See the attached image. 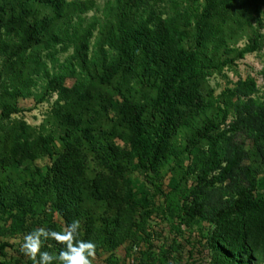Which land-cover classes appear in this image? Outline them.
<instances>
[{"label":"rangeland","instance_id":"obj_1","mask_svg":"<svg viewBox=\"0 0 264 264\" xmlns=\"http://www.w3.org/2000/svg\"><path fill=\"white\" fill-rule=\"evenodd\" d=\"M189 1L199 7L205 2L187 0L180 2L178 9L182 11ZM171 2L142 0L139 12L146 8L166 17L173 13ZM68 3H73L70 10L67 8L69 13L74 10L80 14L82 7H88L81 22L74 16V26H67L64 16L41 0H0V264H34L21 251L23 236L41 226L60 231L73 220H79L81 225L77 238L97 245L93 264H212L211 240L216 227L201 218L189 224L182 220L184 193L195 185L197 178L187 168L203 146L188 149L186 138L196 135V129L207 119H222L219 97L239 78L254 77L261 93L264 92V2L219 0L217 14L226 15L225 22L221 25L220 40L213 38L208 42V56L214 61L233 57L249 44L253 35L260 36V48L220 70L206 69L207 75L186 84L169 125L159 169L150 177L131 154V132L122 101L124 95L143 104L151 101L163 81V60L168 53L162 54L157 68L150 73L140 65L126 63L109 83L98 78L96 71L101 70L100 66L82 68L75 62V73L68 74L59 64L74 54L76 43L92 29L94 19L100 25L106 19L116 20L121 5L117 0ZM133 3L138 5L140 0ZM133 9L138 10V6ZM27 22L34 25L38 39H29L26 54L40 53L51 75L58 71L59 78L52 80L42 68L32 69L35 59L31 58L22 66L25 74L9 80L7 64L11 55L21 50L19 33ZM180 27L188 31L182 44L190 49L195 47L194 25L184 20ZM101 29L102 25L95 27L89 37L88 60L99 50L95 43ZM56 30H60L66 42L48 46ZM53 53L57 61L52 60ZM17 58L13 55V60L18 61ZM5 102L17 108L7 119L2 118ZM186 113L192 115L190 122L177 124ZM229 115L227 122L232 119ZM24 130L29 143L26 147L17 146L15 155L14 133ZM48 134L55 137L52 154L42 149L39 139ZM248 162L260 167L258 179H264L259 159L252 156ZM60 169H65L69 177L65 185L57 182ZM40 180L38 196L46 200L29 203L36 191L33 181ZM68 182L73 188L87 186L95 192L86 204L81 198L71 202V222L61 209L62 203L70 202L61 200V195L66 194L61 186ZM10 201L15 203L13 208L8 206ZM255 202V209L264 212L263 184L257 187ZM19 215L23 217L22 225H14ZM244 220L250 221L247 217ZM231 221L233 226L239 223L237 216L231 217ZM42 250L58 253L60 248L49 240ZM262 260L260 264H264V255Z\"/></svg>","mask_w":264,"mask_h":264},{"label":"trees","instance_id":"obj_2","mask_svg":"<svg viewBox=\"0 0 264 264\" xmlns=\"http://www.w3.org/2000/svg\"><path fill=\"white\" fill-rule=\"evenodd\" d=\"M41 1L58 10L60 16H64L67 26L73 25L74 16L81 22L82 13L88 8L82 7L80 14L75 13L74 10L69 13L67 8L69 9L73 3H68V0ZM117 1L121 3L119 17L116 20L106 19V22L101 24L102 29L99 30L100 35L95 43L99 50L94 52L91 60L87 57L89 37L93 34L95 27L101 26L96 19L91 24L92 29H88L82 41L76 43L74 54L65 63H60L59 68L61 70L66 68V73L74 74L75 62L82 68H88L89 65L95 68L100 66L101 70L97 68L96 71L98 78L109 83L126 63L140 65L150 73L157 68L162 54L168 53L163 60L166 63V68L162 72L163 81L156 95L151 97V101L143 104L125 95L122 101L124 118L131 132V154L137 159L139 168L150 177L159 169L161 153L167 143L169 125H172L171 120L177 110V102L183 97L186 84L194 83L199 77L207 75L209 71L206 69L220 70L235 63L236 59L256 52L260 48V36H251L249 44L238 51L237 55L214 61L208 56V42L213 38L220 40L221 25L225 22L226 16L217 14L219 0H205L202 7L198 4L194 6L189 1L188 6L182 11L178 9L179 4L187 0H171L170 8L173 13L166 17L154 10L148 11L146 8L139 12L143 5L142 0L138 5L133 3V0ZM259 1L264 2V0ZM228 2L230 3L231 0ZM133 4L138 6V10L133 9ZM76 5L74 2V7ZM184 20L188 25H194L196 30L194 33L196 46L191 49L182 44L188 34V31L181 30L180 27V23ZM22 26L19 34L20 42L23 44L20 51L13 53L18 57V61L13 60L11 55V60L7 64L9 80L20 78L19 75L23 76L26 69H22V66H26L31 58L35 59L32 69L38 71L42 68L46 76L52 80L59 78L58 71L51 75L47 61L42 60L40 53L26 54L29 39L37 40L38 35L32 23L27 22ZM59 31H54L48 46L55 47L59 43L66 42ZM52 60H58L55 53ZM19 61L21 65H18ZM51 83L52 81L48 82V88L52 86ZM16 89L19 93H23L21 88L16 87ZM261 91L254 77L239 78L219 97L222 119L220 121L214 118L207 119L202 127L196 129V135L186 138L188 149L201 144L203 146L197 152L193 163L187 168V172L195 174L197 178L195 185L184 193L185 205L182 220L189 224L201 218L216 227L211 240L214 251L212 264H260L263 261L264 212L261 208L255 209V201L257 187L259 184L264 185V179H258L260 167L248 162L252 156H255L259 159L260 166L264 167V92L261 93ZM260 93L263 95L260 96ZM16 110L14 104L5 102L2 118H10ZM190 113H186L181 120L177 121V124L189 123L192 117ZM229 114L232 119L227 122ZM14 134H16L14 135L16 146L12 148L15 149L16 155L18 150L16 147L19 145L26 147L29 139L25 130L16 131ZM39 139L42 149L52 154L54 135H40ZM171 150L174 148L172 147ZM67 176L65 169L59 171L57 182L65 185L69 178ZM33 182L36 191L29 199V203L35 199L46 200L44 196L39 198L37 192L42 181ZM64 185L61 188L66 191V194L61 195V200L65 202L70 200V202L62 203L61 209L71 222L73 218L71 202L81 198L86 204L95 192L87 186L73 188L69 182L65 187ZM8 206L13 208L14 201H10ZM233 216L239 219L236 226L231 224L232 221L230 222ZM244 217L250 221L246 222ZM22 218L21 215L17 216V222L14 225H22ZM57 246L61 247L58 244Z\"/></svg>","mask_w":264,"mask_h":264},{"label":"clouds","instance_id":"obj_3","mask_svg":"<svg viewBox=\"0 0 264 264\" xmlns=\"http://www.w3.org/2000/svg\"><path fill=\"white\" fill-rule=\"evenodd\" d=\"M79 220L65 224L57 231L43 226L35 228L23 236L20 248L34 264H93L97 245L91 240L78 239ZM49 240L60 245L58 253L42 250Z\"/></svg>","mask_w":264,"mask_h":264}]
</instances>
